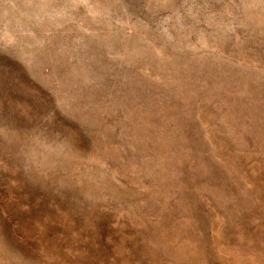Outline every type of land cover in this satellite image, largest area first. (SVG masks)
Returning a JSON list of instances; mask_svg holds the SVG:
<instances>
[{
    "label": "rangeland",
    "instance_id": "rangeland-1",
    "mask_svg": "<svg viewBox=\"0 0 264 264\" xmlns=\"http://www.w3.org/2000/svg\"><path fill=\"white\" fill-rule=\"evenodd\" d=\"M0 264H264V0H0Z\"/></svg>",
    "mask_w": 264,
    "mask_h": 264
}]
</instances>
